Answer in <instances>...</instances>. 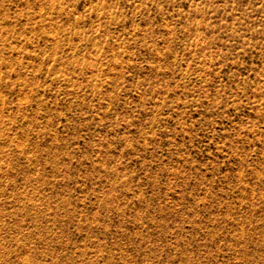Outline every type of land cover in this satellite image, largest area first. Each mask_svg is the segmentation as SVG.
Listing matches in <instances>:
<instances>
[{"label":"rangeland","instance_id":"1","mask_svg":"<svg viewBox=\"0 0 264 264\" xmlns=\"http://www.w3.org/2000/svg\"><path fill=\"white\" fill-rule=\"evenodd\" d=\"M0 264H264V0H0Z\"/></svg>","mask_w":264,"mask_h":264}]
</instances>
